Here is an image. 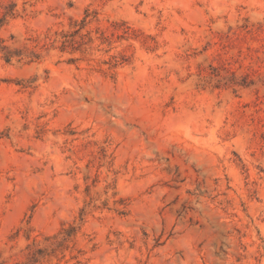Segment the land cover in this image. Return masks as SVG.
<instances>
[{"label": "rangeland", "instance_id": "1", "mask_svg": "<svg viewBox=\"0 0 264 264\" xmlns=\"http://www.w3.org/2000/svg\"><path fill=\"white\" fill-rule=\"evenodd\" d=\"M0 264H264V0H0Z\"/></svg>", "mask_w": 264, "mask_h": 264}]
</instances>
